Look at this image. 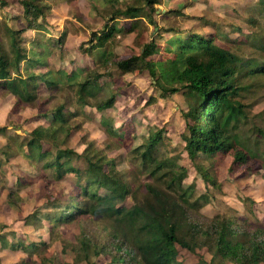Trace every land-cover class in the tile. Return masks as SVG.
I'll return each mask as SVG.
<instances>
[{"label":"rangeland","instance_id":"374dc122","mask_svg":"<svg viewBox=\"0 0 264 264\" xmlns=\"http://www.w3.org/2000/svg\"><path fill=\"white\" fill-rule=\"evenodd\" d=\"M8 1L6 7L0 6V35L7 50L9 34L5 24L15 28L26 26L19 15L17 0ZM131 1L44 0L49 6L44 22L42 19L46 32L35 30L33 36L40 38L39 48L46 52L48 63L38 65L34 70L38 74L50 69L57 71L55 75L63 76V84L56 89H47L39 80V107L36 103L24 106L21 103L14 108L18 101L16 95L0 88V128L6 129L0 131V264H42V260L45 264H89V260L95 264H110L109 255L97 253L107 242L117 244L123 237L121 224L102 213L85 211L74 220L58 221L57 214L64 206L74 205L73 195L86 184L87 164L82 158L73 157L72 163L81 173L78 176L75 172L67 173L58 180L50 171L31 165L21 152L15 155L17 143L28 139L36 129L42 132L39 137L47 147L53 148L56 143L82 153L87 147L85 141H93L96 148L106 154L105 170L115 180H126L131 184V193L124 202L128 207L135 203L134 198L143 196L145 184L151 181L150 175L141 172L130 160L129 151L148 142L152 132L161 130L156 150L163 158H170L187 168L185 187L194 186L195 196H207L200 215L236 220L246 229L257 223L264 226V72L243 79L239 85L244 87H239L238 95L234 97L237 103L245 105L246 112L234 122L231 133L239 140L238 148L250 151L251 157L246 164L232 169L230 154L215 157L200 154L195 159L189 156L182 135L189 134L184 116L188 97L184 90L163 97L149 69L123 72L113 64L106 66L114 74L107 79L110 91L103 86L96 99L106 98L105 95L110 96L112 92L115 95L112 105L104 111L75 101L68 74L77 62L92 68L97 65L95 56L89 55L84 48L91 46L93 34L104 29L105 24L111 22V16L117 10H124ZM153 16L156 25L142 17L119 20L120 26L134 24L138 28L125 36L118 35L108 45L115 58L139 55L143 44L157 38L161 31L163 37L158 42L162 44L173 36L166 30L175 28L180 33L213 35L216 42L224 46L232 45L228 39L234 40L247 55L245 58L252 56L264 60V6L261 0H161ZM62 34L66 36L64 43L53 44V39ZM45 35L52 40L42 41ZM249 36H255L257 40L252 41ZM255 43L257 46L254 47ZM152 57L159 61L161 54ZM61 104L66 106L65 114L72 113L73 116L68 122L70 128L76 129L69 135L66 134L67 118L55 120L53 114L41 115L47 111L51 113ZM125 125L131 126L127 127L131 137L120 140L112 133L117 134ZM59 129L63 130L58 139H45ZM7 132L18 137L8 141ZM204 173L210 177L209 181ZM11 189L14 192L10 200ZM99 192L103 194L106 190ZM87 199H81L84 200L82 206L87 204ZM48 215L52 219H48ZM33 244H38L39 249ZM200 254L211 261L212 254L207 248L191 251L179 247L180 259L185 264H195ZM136 264L142 263L137 261Z\"/></svg>","mask_w":264,"mask_h":264},{"label":"trees","instance_id":"16d2710c","mask_svg":"<svg viewBox=\"0 0 264 264\" xmlns=\"http://www.w3.org/2000/svg\"><path fill=\"white\" fill-rule=\"evenodd\" d=\"M90 1L94 3L95 0ZM160 2L161 0H132L124 10H117L111 16V22H107L104 29L93 34L91 46L84 48V51L95 56L97 65L92 68L89 65L80 66L77 62L67 76L70 79L69 85L74 87L75 101L104 111L112 105L115 95L112 92L110 96L106 94V98L96 99L103 86L110 91L107 79L114 74L106 66L113 64L123 72L149 69L154 84L161 88L163 97L180 90H184L188 97V109L184 116L189 134L182 135L192 159L200 154L210 157L230 154L231 169L246 164L251 157L250 151L238 148L239 140L231 133L234 122L244 116L246 110L245 105L237 103L234 97L238 95V88L244 87L239 85L243 79L248 75L264 72V60L252 56L245 58L247 55L234 40L228 39L232 45L224 46L217 43L213 35L180 33L175 28L166 30L173 36L162 44L158 40L162 39L163 33L159 32L157 38L143 44L139 55L115 58L114 52L109 48L108 45L118 35L125 36L137 31L138 27L134 24L129 27L120 26L121 19L135 20L142 17L148 23L156 25L153 14ZM261 2L264 6V0ZM8 3V0H0L1 7H6ZM16 3L20 5L19 15L26 26L15 28L5 24L9 34V50L0 35V88L16 95L18 101L14 108L21 103L23 106L36 103V107H39V80L44 82L47 89H56L63 84V76L55 75L57 71L50 69L38 74L34 70L38 65L48 63L45 60L46 52L39 48L40 38L33 36V33L35 30L46 32L43 22L49 6L44 0H17ZM249 38L257 40L255 36ZM50 39L45 35L42 41ZM65 39L66 36L62 34L53 39L52 43H64ZM157 53L161 54L159 61L152 57ZM64 108L66 106L61 104L51 113L47 111L41 115L47 117L53 114L55 120L67 118L69 126L68 121L73 116L72 113L65 114ZM127 127L131 128L125 125L117 134H112L120 140H127L131 137V131ZM73 129L76 128L69 126L66 134L69 135ZM62 130H55L45 139H58ZM0 131L4 132L6 129L1 127ZM39 132L36 129L28 139L20 140L15 155L21 152L31 165H39L41 169L50 171L58 180L63 179L67 173L75 172L77 176L81 173L80 168L72 163L73 157L85 161L88 173L86 184L80 187V192L73 195L71 201L74 205L64 206L57 218L58 221L67 222L76 219L81 212L92 211L105 214L120 223L124 229L122 240L117 244L107 242L97 253L109 255L110 264H136L137 261L142 264H185L180 259L179 247L191 251L197 248L208 249L212 254L211 261L208 262L200 254L195 264H264V226L257 223L246 229L236 220L200 215L199 211L207 202V196H195L194 186L185 187L183 181L187 177V168L177 165L170 158H163L156 150L161 130L152 132L148 142L129 151L130 160L137 164L141 172H147L151 179L145 184L143 196L134 198L135 203L131 207L124 203L131 193V184L126 180H115L105 170V163L108 162L106 154L102 149L96 148L93 141H85L86 150L77 153L56 143L53 148L45 146L39 137L42 132L41 135ZM7 133L8 141H15L18 137L11 132ZM204 175L209 181L208 174ZM100 189H105L106 192L101 194ZM13 192L12 189L9 192L10 200ZM82 198H88L85 206H82ZM201 200L202 204L199 203ZM46 217L52 219L50 215ZM33 245L35 249H39L38 244ZM88 263L95 264L91 260ZM42 264H45L44 260Z\"/></svg>","mask_w":264,"mask_h":264}]
</instances>
